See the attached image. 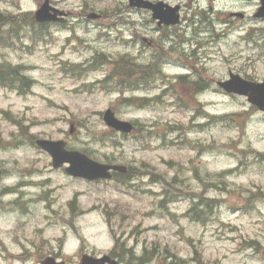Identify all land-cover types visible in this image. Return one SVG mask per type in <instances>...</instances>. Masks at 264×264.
<instances>
[{
	"label": "rangeland",
	"instance_id": "rangeland-1",
	"mask_svg": "<svg viewBox=\"0 0 264 264\" xmlns=\"http://www.w3.org/2000/svg\"><path fill=\"white\" fill-rule=\"evenodd\" d=\"M42 1L0 0V64L28 78L23 90L0 81V264L47 255L78 264L82 252H112L124 264H263L248 246L263 236L264 158L256 157L264 115L243 122L250 104L213 83L228 69L264 80L258 2L165 0L182 5L170 45L127 0H51L66 21L23 22ZM238 11L244 19L228 15ZM11 15H22L18 35L3 25ZM198 41L206 45L196 59ZM156 51L166 75L136 73ZM200 77L212 84L198 93ZM108 107L136 131H111L102 120ZM35 138L64 139L130 175L72 177L52 167Z\"/></svg>",
	"mask_w": 264,
	"mask_h": 264
},
{
	"label": "water",
	"instance_id": "water-1",
	"mask_svg": "<svg viewBox=\"0 0 264 264\" xmlns=\"http://www.w3.org/2000/svg\"><path fill=\"white\" fill-rule=\"evenodd\" d=\"M259 1L260 6L254 13V17L264 18V0ZM128 5L130 7L150 9L152 17L158 20V24L164 23L170 25L180 21L178 5L171 6L163 1L154 3L149 0H128ZM65 14L64 11H60L51 6L49 0H43L34 12L33 17L37 22H46L62 19V15ZM229 15L238 17L243 16L241 12H232ZM89 17L97 18L98 15L92 13ZM217 84L227 92L246 96L251 104L256 105L259 109L264 111V82L245 80L238 74L231 73L229 79L219 81ZM102 119L107 126L116 131L130 133L134 129L131 122L117 118L111 108L104 111ZM72 131L73 128L72 125H70L69 132ZM35 142L42 150L49 154L54 168L66 164L65 171L74 177L87 180L99 178L108 179L111 177V170L120 172L127 171L124 165L100 163L80 151L69 150L66 148V142L62 139L52 140L40 138ZM106 262L118 264L117 261L111 260L108 255L95 257L83 254L80 258V264H105ZM42 264H64V261H57L54 257L47 256L42 261Z\"/></svg>",
	"mask_w": 264,
	"mask_h": 264
},
{
	"label": "flooded vegetation",
	"instance_id": "flooded-vegetation-1",
	"mask_svg": "<svg viewBox=\"0 0 264 264\" xmlns=\"http://www.w3.org/2000/svg\"><path fill=\"white\" fill-rule=\"evenodd\" d=\"M153 1H155V0H153ZM144 12L149 13L148 10H144ZM157 29L162 31V33H161L163 35L161 37L162 43H164L165 41H168L170 43V45L177 44V31L179 29H177L174 26H165V25L158 26ZM165 39H167V40H165ZM146 42L150 47L158 48V43L155 40L150 39L149 41H146ZM179 43L180 44H184V43L191 44L192 40L182 39ZM196 43H197L196 48L191 51V56L195 57L196 59H199V56L201 54L199 52V50L201 48L203 49L206 44L204 45L201 41H198ZM160 47H162V45H160ZM202 54H204V53L202 52ZM160 56L163 57L164 56L163 53L157 52L155 54V59H158ZM160 62H163V65H164V59L163 58H161L159 60V63ZM191 69L193 70V66H191ZM231 72H232V70L228 69L227 76L223 77L221 80L226 79ZM247 110L253 111L252 113H250L249 117L254 113H260V114L264 115L263 111H260L259 109H257L256 107H253V106H249V108ZM242 132H243V130H242ZM240 135H241V137L243 136L241 133H240ZM43 200H44V204H45V190H44ZM259 225L261 228L258 231L261 234H263V236L261 237L262 241H259L257 239H254V240L251 239L249 249L251 251L250 252L251 257L253 259L259 258V260L264 264V217L261 219V222L259 223ZM111 257H113V256L111 255ZM40 261H41V258L38 259V262H40Z\"/></svg>",
	"mask_w": 264,
	"mask_h": 264
},
{
	"label": "trees",
	"instance_id": "trees-1",
	"mask_svg": "<svg viewBox=\"0 0 264 264\" xmlns=\"http://www.w3.org/2000/svg\"><path fill=\"white\" fill-rule=\"evenodd\" d=\"M22 15H11L10 18H8L6 21L3 22V25H8L11 30H9V33L15 32L16 35H18L19 26H23L21 24V18ZM23 22H28L30 25L34 26L35 24L38 25L40 28H43L45 24L36 23L31 15L28 16V18H23ZM17 28V29H16ZM14 33V34H15ZM124 60L123 63L124 64ZM122 66V65H121ZM10 78V79H9ZM28 80L27 76L22 73V70H20V66H12V65H1L0 64V81L3 84L13 85L16 89H24L28 86L26 85V81ZM21 85V86H19ZM84 152H86L83 149ZM87 153V152H86ZM88 154V153H87ZM120 177H125L130 175V172L128 174H119ZM118 178V180L120 179ZM191 211H195V208H192Z\"/></svg>",
	"mask_w": 264,
	"mask_h": 264
}]
</instances>
